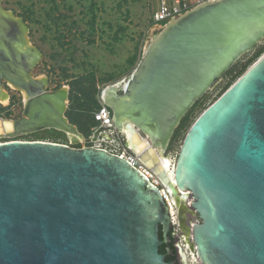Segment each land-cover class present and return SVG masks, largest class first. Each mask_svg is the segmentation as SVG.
Here are the masks:
<instances>
[{
	"label": "water",
	"instance_id": "1",
	"mask_svg": "<svg viewBox=\"0 0 264 264\" xmlns=\"http://www.w3.org/2000/svg\"><path fill=\"white\" fill-rule=\"evenodd\" d=\"M4 1L0 99L12 84L26 102L21 119L0 118V138L45 129L81 138L66 117L69 89L48 91V80L32 76L42 52ZM155 36L127 87L109 97L108 87L101 91L113 120L104 130L122 134L174 197L191 195L178 216L182 225V212L199 219L189 221L200 264H264V54L197 119L173 172L159 151L195 103L264 40V0L209 1ZM170 231L159 190L126 159L96 147L0 143V264H176L159 252Z\"/></svg>",
	"mask_w": 264,
	"mask_h": 264
},
{
	"label": "rangeland",
	"instance_id": "2",
	"mask_svg": "<svg viewBox=\"0 0 264 264\" xmlns=\"http://www.w3.org/2000/svg\"><path fill=\"white\" fill-rule=\"evenodd\" d=\"M158 1L5 0L3 3L5 9L22 18L28 26L29 44L42 52L41 61L33 71V76L48 80V91H56L64 87L69 89L66 117L77 127L83 138L82 141L72 145L69 134L55 129H45L5 140L42 139L46 142L68 144L75 148L97 145L114 152L125 149V137L104 130L102 124L96 120V114L100 109L79 110L76 109L77 102L74 101L79 95L77 91L80 88H85L87 91L93 88L102 108L101 91L107 86L108 89L117 87V91L120 90L119 85L130 78L145 53L146 46L161 31L152 24V14L157 8ZM258 49H264V40L252 52L243 56H246L245 61L252 58ZM263 54L264 52L251 65ZM224 75L182 119L180 123L182 128L179 129V125L176 129L165 152L174 165L181 146L197 119L239 79L238 77L233 80L226 88L230 77L225 78ZM3 89L8 96H11V100L8 98L6 104H1L0 118L17 119L22 109L20 95L14 89L6 87ZM102 133L106 136H101ZM190 201L191 197L185 203L186 206ZM190 219L192 223L197 221L195 214L190 216L187 212L185 224L189 228L187 236L190 245L184 244L193 251L191 229L188 224ZM182 231L185 239L184 230ZM187 264L200 263L198 259L188 255Z\"/></svg>",
	"mask_w": 264,
	"mask_h": 264
},
{
	"label": "built area",
	"instance_id": "3",
	"mask_svg": "<svg viewBox=\"0 0 264 264\" xmlns=\"http://www.w3.org/2000/svg\"><path fill=\"white\" fill-rule=\"evenodd\" d=\"M213 1V0H159L157 8L152 14V24L155 27H158L160 29L164 28L168 23L172 22L173 20L179 18L180 16L186 14L193 8L204 4L206 2ZM1 107V104H0ZM96 120L102 124L104 128H108L113 126V120H112V113L106 106H102V108L98 111L96 114ZM112 133H117L116 131H110ZM119 134V133H117ZM101 136H106L104 133L100 134ZM1 139V138H0ZM10 139V138H2L0 140V143H2L3 140ZM11 140V139H10ZM96 148L107 150L115 155L120 156L123 159H126L132 166L137 168L139 171L142 172V174L148 179V181L155 186L169 212V216L171 219V235L174 240L177 241V244L182 246V248L185 249L187 253H189V257H195L198 259L197 254L195 251H190L188 247L184 244L183 239V231L180 225V220L178 216V207L176 205V202L174 200V196L172 195L170 189L166 187L160 178L149 168L144 166L138 159L135 157L128 149H123L122 151L114 152L112 150H108L107 148H104L102 146H93ZM185 195V194H182ZM189 197H191L190 194H187ZM192 199V197H191ZM194 224V222H193ZM192 242V240H191Z\"/></svg>",
	"mask_w": 264,
	"mask_h": 264
},
{
	"label": "trees",
	"instance_id": "4",
	"mask_svg": "<svg viewBox=\"0 0 264 264\" xmlns=\"http://www.w3.org/2000/svg\"><path fill=\"white\" fill-rule=\"evenodd\" d=\"M264 52V49H258L257 51H255L254 55L252 58L246 60V56L241 58L229 71H227L224 75L225 78L230 77V82L227 83L226 88L232 83L233 80L237 79L238 77L240 78L241 76L244 75V73L247 71L248 67L251 65V63L257 58L259 57L262 53ZM77 94H81V97H79V95L76 96V99L74 102H77L76 105V109L79 110H88V111H94V110H99L101 109L100 107V102H99V98L96 97L95 95V90L93 88H91L90 91H87L85 88H80L79 91H77ZM73 109H75L73 107ZM92 119L96 122L94 116H92ZM182 128V125H180L179 129ZM9 140H5L2 141V143L4 142H8ZM27 141V140H25ZM33 141H45L42 139H37V140H33ZM53 143H58V142H53ZM160 238L161 240H164V235L162 232V229L160 231ZM173 237L171 235V233L168 236V243L163 244L160 249L159 252L161 254H167L168 251H172L173 252ZM174 258V256L172 255L171 257L166 258L167 262L172 261Z\"/></svg>",
	"mask_w": 264,
	"mask_h": 264
},
{
	"label": "bare ground",
	"instance_id": "5",
	"mask_svg": "<svg viewBox=\"0 0 264 264\" xmlns=\"http://www.w3.org/2000/svg\"><path fill=\"white\" fill-rule=\"evenodd\" d=\"M163 29V28H162ZM161 29V30H162ZM155 39H156V36L153 38V40H152V42L150 43V44H148L147 46H146V48H145V53L148 51V49H149V47H150V45L155 41ZM130 78H131V76H130ZM129 78V79H130ZM129 79L128 80H126L125 81V83L124 84H121V85H119L120 86V90L121 89H125L126 87H127V85H128V83H129ZM37 80H42V79H37ZM14 86V85H13ZM118 89H119V87H118ZM2 91L5 93V95H6V97H5V99H0V102L2 103V104H6L7 103V101H8V98H9V96H8V94L6 93V91L2 88ZM117 91V87H111L110 89H108V90H106L105 91V95H104V97L105 96H108L109 97V95H112V94H114L115 92ZM23 92V91H22ZM24 93V92H23ZM25 94V93H24ZM25 96V95H24ZM25 99H26V97H25ZM107 100H108V98H107ZM124 125H125V123H127V122H129L128 120H126V119H121L120 120ZM123 131L125 132L126 130H125V128H124V126H123ZM68 134H69V136L71 137V139L73 140V141H76V140H78V141H82L83 140V138H82V136H81V138L79 137V136H77L76 134H74V133H71V132H68ZM80 135V134H79ZM127 135H129V133L127 132ZM125 143H126V141H125ZM129 147H132V143L130 142V141H128V144H127ZM159 151L161 152V160H164V166L166 167V169H168V171L169 172H173V170H174V167H175V165L173 164V162L171 161V159H170V157H167L166 155H165V153H164V150L160 147V149H159ZM159 153V152H158ZM188 195L186 194V195H180L179 197H174V200H175V202H176V205H177V207H178V215H179V209H180V206H185V208L187 209L188 207L186 206V202H187V200H188ZM188 211V210H187ZM187 212H182V217L184 218V223L186 222V220H185V214H186ZM182 227H183V230H184V238H185V240H186V243L188 244V245H190L189 244V237L187 236L188 235V230H187V227H186V224H180ZM192 245H193V243H192ZM193 248H194V246H193ZM200 263V262H199Z\"/></svg>",
	"mask_w": 264,
	"mask_h": 264
},
{
	"label": "flooded vegetation",
	"instance_id": "6",
	"mask_svg": "<svg viewBox=\"0 0 264 264\" xmlns=\"http://www.w3.org/2000/svg\"><path fill=\"white\" fill-rule=\"evenodd\" d=\"M32 76H33V74H32ZM35 79H39L38 77H35V76H33ZM11 85V87H13L14 88V91H15V89H16V87L15 86H13L12 84H10ZM110 86V85H109ZM5 87L6 88H8V89H13V88H11V87H9L8 85H5ZM108 87V86H107ZM106 87V88H107ZM105 89V88H104ZM19 95H20V100H21V104H22V109H21V115L17 118V119H14V120H19V119H21L22 117H23V112H24V105H25V102H26V99H25V96H24V93L23 92H17ZM119 94L120 95H122V92H119ZM9 99L11 100V96L9 95ZM102 106H104L103 104H102ZM110 111H111V113H112V110L110 109V108H108ZM188 199H189V197H188ZM187 210H189V208H187ZM188 215H190V216H192V213H190V214H188ZM196 216V222H198L199 221V219H198V217H197V215H195ZM188 220V219H187ZM196 222H194V223H196ZM188 224H189V227L192 225V223L190 222V221H188ZM181 228H183L182 226H181ZM183 230V229H182ZM173 240V252H171L170 254H166L167 255V258L168 257H171L172 255L174 256V258H173V260L172 261H174L176 264H187V257H188V254H187V252L185 251V249L184 248H182V246H180V245H178L177 244V241L176 240H174V239H172ZM184 243H186V240L184 239ZM189 249V248H188ZM170 251V250H169ZM171 262V261H170Z\"/></svg>",
	"mask_w": 264,
	"mask_h": 264
}]
</instances>
